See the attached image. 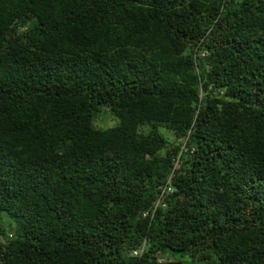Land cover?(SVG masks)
Returning <instances> with one entry per match:
<instances>
[{"label": "trees", "instance_id": "obj_1", "mask_svg": "<svg viewBox=\"0 0 264 264\" xmlns=\"http://www.w3.org/2000/svg\"><path fill=\"white\" fill-rule=\"evenodd\" d=\"M1 219L0 264H264V0H0Z\"/></svg>", "mask_w": 264, "mask_h": 264}, {"label": "rangeland", "instance_id": "obj_2", "mask_svg": "<svg viewBox=\"0 0 264 264\" xmlns=\"http://www.w3.org/2000/svg\"><path fill=\"white\" fill-rule=\"evenodd\" d=\"M23 29L20 28L18 31L19 33L22 31ZM201 55H204V53H201ZM151 62L152 64H158L160 62L159 56L158 54L152 55L151 57ZM161 64V63H160ZM159 64V65H160ZM95 124L97 126H99V128L105 129V128H110L115 126L118 121L116 118H114L106 109H101L100 112L97 114L96 118H95ZM148 130L147 126L143 127L141 129V132L144 133ZM159 132L167 139V147H169L170 145H172L174 143V139L171 135V133L167 130H165V128L163 127H158ZM5 219H1L0 220V228L3 226H6L5 223ZM11 233H9L10 236ZM168 261L169 264H196V262H193L190 258L188 257H180L177 254L174 255H163L162 259L159 258V261Z\"/></svg>", "mask_w": 264, "mask_h": 264}, {"label": "built area", "instance_id": "obj_3", "mask_svg": "<svg viewBox=\"0 0 264 264\" xmlns=\"http://www.w3.org/2000/svg\"><path fill=\"white\" fill-rule=\"evenodd\" d=\"M132 255L136 256L137 255V252L136 251H133L132 252Z\"/></svg>", "mask_w": 264, "mask_h": 264}]
</instances>
